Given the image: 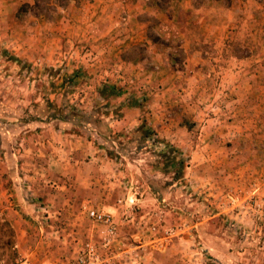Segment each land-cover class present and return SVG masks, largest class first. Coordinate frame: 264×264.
I'll use <instances>...</instances> for the list:
<instances>
[{
  "label": "crops",
  "instance_id": "1",
  "mask_svg": "<svg viewBox=\"0 0 264 264\" xmlns=\"http://www.w3.org/2000/svg\"><path fill=\"white\" fill-rule=\"evenodd\" d=\"M32 1L0 0V19L16 24L19 18L15 13L19 6ZM72 2L66 8L70 19L49 27L44 35L36 29L25 43L26 48L16 55L32 61L34 53H42L46 66L52 61L55 66H61L66 77L71 71L79 74L80 80L87 81V89H91L94 98L87 104L83 103L85 98H76L75 102L97 111L99 106L109 102L110 111L103 117L112 133L107 138L102 137L101 126L91 120L83 127L64 123L62 119H59L60 125L56 124L58 117L46 123L42 131V144L46 149L43 154L51 169L54 165L64 177L58 184L61 194L47 198L48 216L91 219L88 207L107 208L123 235L114 244L112 264H122L117 257H122L126 251L121 241L130 239V231L125 228L129 223L126 206L133 199V191L142 212L155 209L161 201H167L169 194L179 193L180 189L183 193L186 189V194L203 197L209 203L220 202L225 206L241 198L244 200L245 191L255 192L257 200L262 199L264 45L261 53H254L252 45L248 46L252 52H229L227 44L231 40L222 28L238 27V12L264 9V3L255 0L239 4L223 0H88L78 7L74 3L77 0ZM152 13L158 17L157 33L175 48L172 57L170 47L166 50L148 37ZM6 14L9 17L6 18ZM246 16L249 17V13ZM197 26L208 27V32L190 33ZM168 28L172 34L164 36L162 33ZM247 39L237 38L236 42L244 47L243 43H252L254 37ZM207 43L217 48L214 53L206 49ZM140 48L145 49L144 60L135 63L125 57ZM178 48L186 54L181 63L173 57L178 54ZM230 60L234 61L228 64ZM13 69L8 76L0 71V85H9L13 79L12 86H20L17 75L12 74ZM139 75L145 77L143 86H131V76L136 80ZM225 75L235 79L227 80ZM108 79L125 85L124 91L100 104L95 97ZM63 81H60L61 86H64ZM31 83L27 79L23 86H32ZM96 137L102 142L106 139L108 148L97 144ZM171 148L175 151L167 164L162 155ZM179 160H185L186 167L182 177L173 181ZM231 210L220 208L217 215L233 217ZM165 212L173 213L169 209ZM248 221H252L250 216ZM28 225L31 229L32 225ZM75 229L77 233L83 231L78 226ZM89 231L93 235V229ZM60 235L67 241L66 232L61 231ZM16 247L29 252L33 258L42 249L53 253L62 248L45 246L46 250L20 243ZM48 256L30 260L29 264L69 261L65 255L64 259Z\"/></svg>",
  "mask_w": 264,
  "mask_h": 264
},
{
  "label": "rangeland",
  "instance_id": "2",
  "mask_svg": "<svg viewBox=\"0 0 264 264\" xmlns=\"http://www.w3.org/2000/svg\"><path fill=\"white\" fill-rule=\"evenodd\" d=\"M52 1L54 3L51 4L56 9L57 0ZM87 1L77 0L74 3L79 7ZM223 1H235L239 4L246 0ZM255 2L264 3V0ZM69 3L73 4L72 0H68L66 7L58 6L56 11H49L47 16L37 17L31 12L21 14L17 16L19 19L16 24L0 19V71L6 72L8 76L14 67L12 74L17 75L20 84L12 86L11 79L9 85H0V264H29L30 260L43 259L46 255H55L60 259L65 255L69 260H65L66 264H112V257L115 256L114 244L123 238L117 223L118 235L108 238L103 233L105 226L89 216V207L87 212L91 219L68 220L61 215L50 217L46 211L48 196L61 194L58 184L64 180L63 175L54 169V165L51 169L48 158L43 154L46 149L42 144V131L46 129V123L58 117L55 122L60 125L59 119L65 123L66 119H73L76 115V118L81 117L86 119L85 121H94L96 118L102 122L105 120L104 110L84 108L75 102L76 98H85L83 103L87 104L88 100L92 102L93 97L91 89H87L85 84L87 81L80 80L82 77L79 74L71 71L69 77H66V72L60 69L61 66H55L52 61H48L46 66L42 53H34L32 61L19 59L16 55L26 48L25 43L35 34L36 29L44 35L49 27L70 19L71 15L66 9ZM247 13L249 17L246 16ZM15 14L17 15V11ZM155 14L152 13L150 21L157 20ZM8 15L6 14V18ZM237 20L238 27L222 28L231 40L227 44L229 52L235 53L237 50L245 53L253 50L254 53H261L264 45V9L243 11V14L238 12ZM207 28L197 26L192 28L190 33H207ZM156 30L153 31L158 32ZM171 31L168 28L166 32L161 33L165 36L172 34ZM252 36V43L246 41L243 43L244 47L236 42L237 38L248 40L247 38ZM207 44L209 47L206 49L214 53L217 49L214 44ZM250 45L251 50L248 47ZM174 49L170 47L171 52H176ZM178 57L183 61L186 54L183 52ZM233 61L227 63L231 64ZM211 63L214 64L215 60L212 59ZM27 73H30L29 77ZM133 76L130 79L131 86H143L145 77L139 75L135 80ZM224 78L235 79L234 76L226 75ZM27 79L32 81V86H23ZM34 79L36 81L33 83ZM61 80H64V86H61ZM108 82L116 84L110 79L104 83ZM225 84L227 86L226 82ZM97 96L96 101L99 100V94ZM105 103L106 101L101 102ZM63 106L66 114L62 111ZM52 113L56 117L50 116ZM101 136L103 137V134ZM104 141L107 142L106 139ZM186 192V189L184 193L182 189L179 193L175 191L174 200L167 197V201H161V204L151 211L142 212V207L136 204V199L126 206L129 211V223L125 228L130 231V239L121 241V246L126 251L122 257L117 258L122 264H264V196L257 200L255 192L245 191L244 200L241 198L225 206L220 202L209 203L203 197L199 198L196 194ZM221 206L231 208L230 215L233 217L217 215L220 208L223 209ZM91 208L111 212L103 206L93 205ZM51 209H54V206ZM166 209L173 213L167 215ZM249 216L252 221H248ZM28 224L32 225L31 229L27 228ZM154 225L157 230L153 229ZM75 226L83 228V231L77 233ZM91 228L93 235L89 231ZM167 228H174L176 233L172 236L166 234ZM61 231L66 232V243L60 235ZM52 232L54 233L51 234ZM19 243L26 247L39 246L46 250L45 246L59 245L62 248L53 253L42 249L33 258L28 255L29 252L16 247ZM88 244H93L95 249L90 251ZM81 258L85 260L83 263H80Z\"/></svg>",
  "mask_w": 264,
  "mask_h": 264
},
{
  "label": "trees",
  "instance_id": "3",
  "mask_svg": "<svg viewBox=\"0 0 264 264\" xmlns=\"http://www.w3.org/2000/svg\"><path fill=\"white\" fill-rule=\"evenodd\" d=\"M68 0H57V2L55 4H58L56 6V9L58 6H65L67 5ZM51 3H54L52 0H34L32 3L30 2H25L23 3L17 10V16L24 14V13H34L37 17L40 16H47V13L49 11H56V9H54L53 5ZM157 20L156 19H152L151 24L149 26V30H148V37L149 39L152 40L153 43L156 44H160L162 45L166 50L169 49V47H171V44H169L168 42H166L164 39H162L160 37V35L157 32H154L153 30L156 29V25H157ZM157 31V30H156ZM183 53V51L181 49L178 48V54L173 56L175 61L178 63L182 62V58L178 57L179 54ZM169 55L170 57H172V52L171 50H169ZM125 57H128L129 60H132L136 63V61H142L146 58V52L144 48H140V49H135L132 52H129V54L125 55ZM123 86L121 85H116V84H112V83H105L99 90V100H97L100 104L101 102H105V101H109V99L112 97H117L119 95H121L123 93ZM101 101V102H100ZM109 102L106 103L105 105L99 106L100 110H104L103 113L105 112V114H108L110 109H109ZM66 105V104H65ZM62 111L64 114H66L67 111H64V106L62 107ZM89 113L87 112V115ZM85 115V114H83ZM50 116L52 117H56V115L54 113L50 114ZM78 117V115L75 116V118H69L66 119L67 122L71 123L72 125H76L77 127H83V125H85L87 122H91V121H85L86 119H80L76 118ZM77 119V120H76ZM75 121V122H74ZM105 121V122H104ZM103 122L100 121V119L96 118L93 123H95L96 125H101V131L99 132L101 135L103 134L104 136H111L112 130L111 128L108 127V124L106 123V120H104ZM85 123V124H83ZM145 123H143L142 126H144ZM103 126V127H102ZM142 126L139 128V130H142ZM73 127V126H72ZM73 129H75V127H73ZM105 129V130H104ZM146 132H144L145 134ZM95 141L97 142V144L102 145L104 147L108 148V142H102L100 141L99 137L95 138ZM175 149L171 148L170 150L166 151L163 155H162V159L163 162L170 164V162L173 159L172 154L174 153ZM175 159V157H174ZM162 161V160H161ZM177 168H175V172L173 174V181L174 179H179L182 177L183 175V170L185 169L186 165H185V160H179L177 162ZM172 181V182H173ZM173 192V191H172ZM174 194H169L168 196L171 199H175Z\"/></svg>",
  "mask_w": 264,
  "mask_h": 264
},
{
  "label": "built area",
  "instance_id": "4",
  "mask_svg": "<svg viewBox=\"0 0 264 264\" xmlns=\"http://www.w3.org/2000/svg\"><path fill=\"white\" fill-rule=\"evenodd\" d=\"M135 192H132V201H130L131 203H133L135 201ZM121 203H126L125 201H121ZM89 216L98 223L103 224L104 230L103 233L108 237V238H114L118 235V227L116 225L114 216L111 212H108L106 210H99L96 208H90L89 209ZM153 229L157 230V226L154 225ZM166 234H169L170 236L174 235L176 233V230L174 228H167L165 231ZM89 250L93 251L95 249V246L92 244H88ZM85 260L84 258H81L80 263H83Z\"/></svg>",
  "mask_w": 264,
  "mask_h": 264
}]
</instances>
